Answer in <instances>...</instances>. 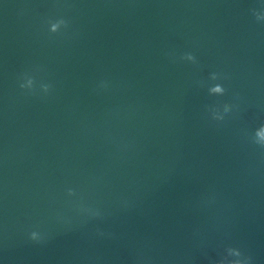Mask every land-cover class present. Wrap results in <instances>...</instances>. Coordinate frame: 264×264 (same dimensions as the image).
Here are the masks:
<instances>
[{
    "label": "water",
    "instance_id": "1",
    "mask_svg": "<svg viewBox=\"0 0 264 264\" xmlns=\"http://www.w3.org/2000/svg\"><path fill=\"white\" fill-rule=\"evenodd\" d=\"M261 126L264 0H0V264H264Z\"/></svg>",
    "mask_w": 264,
    "mask_h": 264
},
{
    "label": "clouds",
    "instance_id": "2",
    "mask_svg": "<svg viewBox=\"0 0 264 264\" xmlns=\"http://www.w3.org/2000/svg\"><path fill=\"white\" fill-rule=\"evenodd\" d=\"M187 59H189V60H194V57L191 56V55H188V56H187ZM216 78H217L216 75L213 74L212 79H216ZM209 91H210L211 94H223V93L225 92V88H224L222 85L217 84V85L211 87V88L209 89ZM229 110H230V106L225 105V107H224V111H225V112H228ZM221 118H222V117H221ZM260 128H264V126H261ZM256 142H257L258 144H260L261 146H264V139H256ZM69 194H71V190H69ZM31 239H32V240H37V239H39L38 233H36V232L31 233ZM229 252H230V253H235V255H239V252L236 251V250H233V249H230ZM234 264H240V262H239V261H236V262H234Z\"/></svg>",
    "mask_w": 264,
    "mask_h": 264
}]
</instances>
